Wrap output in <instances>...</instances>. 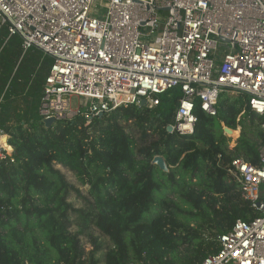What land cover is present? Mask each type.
I'll list each match as a JSON object with an SVG mask.
<instances>
[{
	"label": "trees",
	"instance_id": "1",
	"mask_svg": "<svg viewBox=\"0 0 264 264\" xmlns=\"http://www.w3.org/2000/svg\"><path fill=\"white\" fill-rule=\"evenodd\" d=\"M52 64L0 31V134L12 149L0 160V264H101L103 251V264H202L237 220L258 216L225 168L237 158L260 165L263 120L243 96L221 98L216 116L197 101L191 135L167 132L180 88L161 94L158 108L122 106L89 125L77 118L47 127L40 106ZM222 125L241 127L234 148ZM156 156L169 172L152 165Z\"/></svg>",
	"mask_w": 264,
	"mask_h": 264
},
{
	"label": "built area",
	"instance_id": "2",
	"mask_svg": "<svg viewBox=\"0 0 264 264\" xmlns=\"http://www.w3.org/2000/svg\"><path fill=\"white\" fill-rule=\"evenodd\" d=\"M5 27L24 51L35 47L53 59L43 121L89 125L143 100L158 108L161 94L180 88L172 133H194L197 101L216 116L222 93L243 96L264 132V0H0ZM6 139L0 134L2 161L12 155ZM259 157L257 166L242 158L225 166L258 216L237 220L202 264H264V143Z\"/></svg>",
	"mask_w": 264,
	"mask_h": 264
},
{
	"label": "rangeland",
	"instance_id": "3",
	"mask_svg": "<svg viewBox=\"0 0 264 264\" xmlns=\"http://www.w3.org/2000/svg\"><path fill=\"white\" fill-rule=\"evenodd\" d=\"M97 1H99V0H97ZM99 3L100 2H98V9H100L101 10V6H99ZM225 97H227V98H230V99H233L234 97H236V95L235 94H232V93H222L221 94V96H220V99L221 98H225ZM77 102H78V99L77 98H74L73 99V106H76V104H77ZM240 119V118H239ZM238 119V120H239ZM222 127H223V125H222ZM223 129H224V127H223ZM241 133H242V129H241V127H239L238 126V128L236 129V131L234 130V132H232V134H227V133H225V131H224V134H225V136L227 137V142L229 143V146H230V148H234L235 146H236V144H237V142H238V139L240 138V136H241ZM59 169H61L62 171H63V173H65L66 174V176L69 178V179H71V181L73 182V183H77L74 179H73V177L71 176V174H69L66 170H64V169H62V168H60V167H58ZM86 194V189H84V191H83V195H85ZM70 202H72L74 205H76L77 207H80V199L77 197V195L76 194H73L72 196H71V199H70ZM96 236H98V235H96ZM84 240V245H85V247H86V251L87 252H89V251H91L92 250V246L90 245V242H89V240L88 239H86V238H84L83 239ZM99 241L104 245V248L105 249H107L108 247H109V241L107 240V239H104V238H99ZM104 252L105 251H103V252H101V253H98V257H99V259L101 260V264H103V261H104Z\"/></svg>",
	"mask_w": 264,
	"mask_h": 264
},
{
	"label": "water",
	"instance_id": "4",
	"mask_svg": "<svg viewBox=\"0 0 264 264\" xmlns=\"http://www.w3.org/2000/svg\"><path fill=\"white\" fill-rule=\"evenodd\" d=\"M223 42H225V39H221ZM141 106L142 107H145L146 106V100H143L142 102H141ZM103 116V114H100L99 115V117H102ZM55 120L54 119H50V120H45L44 121V124L47 126V127H51L53 124H55ZM172 131V128H171V126H168L167 127V132H169V133H172L171 132ZM224 131H225V133H227V134H232V132H233V130H231V129H228V128H224ZM152 165H156L161 171H163V172H169V167H168V165H167V163H166V161H165V159L162 157V156H156V157H154V159L152 160Z\"/></svg>",
	"mask_w": 264,
	"mask_h": 264
},
{
	"label": "crops",
	"instance_id": "5",
	"mask_svg": "<svg viewBox=\"0 0 264 264\" xmlns=\"http://www.w3.org/2000/svg\"><path fill=\"white\" fill-rule=\"evenodd\" d=\"M43 89H44V87H43ZM6 140H9V137L7 136V139ZM8 148L10 149V150H12L9 146H8Z\"/></svg>",
	"mask_w": 264,
	"mask_h": 264
}]
</instances>
